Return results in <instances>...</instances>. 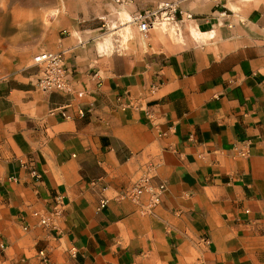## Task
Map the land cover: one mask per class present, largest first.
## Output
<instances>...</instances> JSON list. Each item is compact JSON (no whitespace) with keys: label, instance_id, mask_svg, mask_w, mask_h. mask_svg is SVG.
<instances>
[{"label":"crops","instance_id":"crops-1","mask_svg":"<svg viewBox=\"0 0 264 264\" xmlns=\"http://www.w3.org/2000/svg\"><path fill=\"white\" fill-rule=\"evenodd\" d=\"M163 1L182 42L131 21ZM263 138L264 0H0V264H264ZM147 171L159 204L117 198Z\"/></svg>","mask_w":264,"mask_h":264},{"label":"built area","instance_id":"built-area-1","mask_svg":"<svg viewBox=\"0 0 264 264\" xmlns=\"http://www.w3.org/2000/svg\"><path fill=\"white\" fill-rule=\"evenodd\" d=\"M182 15V12L177 6L176 2L163 1L155 7L147 8L143 11L135 13L131 21L137 24L138 30L141 35L147 36L149 30L161 23H174L177 24V14ZM189 18L190 15L186 14ZM33 65L41 67L40 76L37 78V87L44 92H57L62 94H73L74 90L69 80V72L64 65L63 52L62 51H41L32 57ZM78 96H82V91H77ZM57 112L65 119H69L71 116L65 112L64 107H59ZM82 114V111L79 112ZM264 141V138H263ZM152 176L147 171L143 173L137 182L128 190L121 192L117 195L118 199L128 198L131 201L139 202L140 198L147 194L149 202L144 211H151L160 202L161 195L165 189L164 184L159 183L152 184ZM107 200L103 199L100 202V206L103 207ZM62 213V202L60 197L55 200V206L52 211L47 214H41L39 211H33L39 223L44 226H50L55 224V219ZM40 263L50 264V259L44 251H40ZM70 254L75 256V248L70 249Z\"/></svg>","mask_w":264,"mask_h":264},{"label":"rangeland","instance_id":"rangeland-1","mask_svg":"<svg viewBox=\"0 0 264 264\" xmlns=\"http://www.w3.org/2000/svg\"><path fill=\"white\" fill-rule=\"evenodd\" d=\"M151 32L157 42H165L166 40H171L172 42H182L185 38L183 37L184 34L180 24L161 23L156 25Z\"/></svg>","mask_w":264,"mask_h":264}]
</instances>
